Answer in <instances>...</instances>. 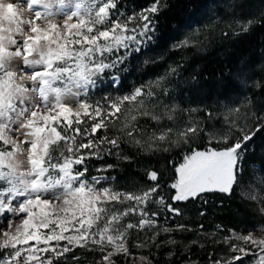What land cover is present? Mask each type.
<instances>
[{
    "label": "snow or ice",
    "instance_id": "1",
    "mask_svg": "<svg viewBox=\"0 0 264 264\" xmlns=\"http://www.w3.org/2000/svg\"><path fill=\"white\" fill-rule=\"evenodd\" d=\"M242 3L225 0L222 36L264 26V10L245 17ZM168 8V0L139 10L125 0H0V264H173L177 249L182 264H199L191 247L218 245L227 251H209L208 264H264V162L248 164L255 184L242 183L264 131V63L230 73L221 82L230 102L219 107L181 96L184 53L205 50L218 17L171 44L180 61L123 90ZM163 59L147 56L136 71ZM113 173L128 178L118 185ZM216 194L239 196L255 223L177 220L190 203L206 217ZM185 232L195 238L174 235Z\"/></svg>",
    "mask_w": 264,
    "mask_h": 264
},
{
    "label": "trees",
    "instance_id": "2",
    "mask_svg": "<svg viewBox=\"0 0 264 264\" xmlns=\"http://www.w3.org/2000/svg\"><path fill=\"white\" fill-rule=\"evenodd\" d=\"M150 2L151 0H125L129 9L136 10L147 6ZM224 3L225 0H168L169 8L159 18L156 42L144 52L148 56L162 55L164 59L157 64L144 66L142 71H136L139 62L136 63L134 57L131 62L132 71L124 77L123 90H129L132 84L138 83L141 79L157 75V72L167 64L180 61L182 54L170 50L171 44L181 38L184 33L195 28H201L202 32L205 31L204 26L219 17L220 22L216 24L215 28L207 30L208 41L205 50L203 52L189 50L184 53L188 59L184 62L181 76L174 85L177 92L181 96L187 97L193 106L219 107L220 103H228L232 89L223 86L221 82L227 81L229 74H234L244 61L252 68L264 63V56L260 52L264 48V26H256L250 33L238 37L222 36L221 31L227 30L223 21L229 19V15L224 9ZM242 8L245 17L259 13L264 10V0H243ZM202 38L203 36H201ZM193 75H196V81L191 80ZM252 75L258 77L261 72L256 70ZM252 146L255 148V152H249L245 165L244 176L247 175V178L253 175V169L248 167L249 163L264 162V131L256 135ZM109 162L113 161L109 159ZM113 174L118 177V185H123L128 178L124 173ZM208 201L207 216L204 218L197 215V209L201 205L191 203L185 205L184 223L194 227L203 223L206 229H211L217 223L223 224L225 228L236 229L244 224L250 226L255 223V218L245 210L239 196L228 198L222 194H216L208 197ZM221 201H223V207L220 206ZM174 235L184 242L195 238V233L192 232ZM168 250V248H164L162 251L167 252ZM209 251L224 252L222 245L216 246L215 249L211 247L201 249L192 246L188 255L193 260H198L199 264H208L207 254ZM177 252L178 255L172 258L173 264H182L186 256L179 255V249Z\"/></svg>",
    "mask_w": 264,
    "mask_h": 264
},
{
    "label": "rangeland",
    "instance_id": "3",
    "mask_svg": "<svg viewBox=\"0 0 264 264\" xmlns=\"http://www.w3.org/2000/svg\"><path fill=\"white\" fill-rule=\"evenodd\" d=\"M148 55L146 54V53H144V54H141V55H139V56H136L135 57V62L137 63V61L139 62V64H141L142 63V61H143V59L145 58V57H147ZM135 63V64H136ZM168 65L169 64H167L166 65V67H163L162 69H160L158 72H157V75H155V76H153V77H149V78H147V79H141L140 81H138V83H140V82H143V81H147V80H149V79H153V78H155L156 76H158V75H160V74H162L163 72H164V70L168 67ZM177 81V80H176ZM175 81V82H176ZM174 87H175V85H174ZM107 90H111V89H107ZM229 100V99H228ZM230 102V101H229ZM228 102V103H229ZM220 106V105H219ZM244 180H242V183H244L245 184V186H247L248 184H249V182H252L253 184H255V180L253 179V175L252 176H250V177H248L247 178V175L246 176H244V178H243ZM257 186H259V185H257ZM239 191V190H238ZM180 207L183 209V212H184V209H185V205H180ZM184 216H185V213H184ZM183 216V219L182 220H180V218H177V220H179L180 222H184L183 220L185 219V217ZM161 222H163V221H161ZM173 221H169V223H172ZM254 224V223H253ZM252 224V225H253ZM251 226V225H250ZM239 230V229H238ZM257 234H259V233H257ZM133 251H136L135 249H132ZM223 250H224V252L223 253H225L226 251H227V249L226 248H224V246H223ZM82 252V250H77V253L78 254H80ZM88 255V257L89 258H91V254H87Z\"/></svg>",
    "mask_w": 264,
    "mask_h": 264
}]
</instances>
